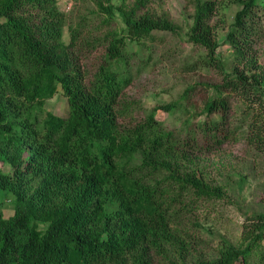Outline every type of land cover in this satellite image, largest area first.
<instances>
[{"label":"trees","instance_id":"obj_1","mask_svg":"<svg viewBox=\"0 0 264 264\" xmlns=\"http://www.w3.org/2000/svg\"><path fill=\"white\" fill-rule=\"evenodd\" d=\"M96 1L106 24L118 10L125 29L84 45L105 47L89 78L73 56L84 27L70 26L71 42H64L68 24L58 0H0V163L13 168L12 175L0 170V202L12 197L15 204L10 218L0 213V264H264V214L247 218L239 245L223 239L215 256L193 262L194 242L177 210L190 197L193 204L222 195L192 168L197 145L187 141L229 138L230 95L248 111L250 144L264 150V66L251 55L264 0L239 1L226 43L245 65L233 72L217 56L210 26L216 0H193L189 41L207 50L208 65L223 82L195 115L207 118L191 128L188 119L181 133L165 127L157 113L195 110L191 88L140 122L121 123L131 106L123 98L133 80L128 41L144 44L157 31L176 33L177 26L145 11L148 0L122 7ZM60 91L68 100L66 117L46 109Z\"/></svg>","mask_w":264,"mask_h":264},{"label":"rangeland","instance_id":"obj_2","mask_svg":"<svg viewBox=\"0 0 264 264\" xmlns=\"http://www.w3.org/2000/svg\"><path fill=\"white\" fill-rule=\"evenodd\" d=\"M59 8L67 17L64 32V42H71L70 26H83V33L75 47L73 56L89 78L102 64L105 47L98 50L84 48L92 38H103L109 32L122 34L125 29L123 17L118 10L115 19L106 24L107 14L96 0H58ZM208 1V0H203ZM240 0H216L217 9L211 21L216 41L219 43L217 56L224 62L228 72H233L239 64L236 52L226 43V37L235 23L236 13L241 9ZM135 0H114V6H133ZM193 0H148L147 8L153 14L169 17L177 26L176 33L157 31L154 38L143 43L128 41V49L132 52L130 60L133 65V80L124 93V99L130 102V110L121 123L130 126L144 119L147 113L160 105L173 104L181 94L192 89L191 100L197 105L195 110H178L173 115L158 111L157 118L163 121L168 129H180L185 121H191V126L204 121V114L198 119L203 108V98L213 91L215 84H221L222 74L215 67L208 65V52L205 48L189 41V31L194 24L196 11ZM68 4L72 6L65 12ZM103 5H107L103 2ZM262 19L256 21L257 34L252 49L253 61L264 66V12ZM250 54L247 59L250 58ZM256 58V59H255ZM258 59V60H257ZM194 96V97H192ZM230 118L225 130L229 138L220 141H204L200 144L193 140L187 141L189 147H194L192 168L202 176L212 187L222 191L221 197L213 196L198 203L190 204L191 197L177 210L184 223L180 225L183 233L193 243L189 252L190 261H206L219 251L223 239L239 245L242 241L244 225L247 218L264 214V150L250 144L247 137L248 124L245 107L235 95H230ZM127 104V103H123ZM195 105V106H196ZM46 109L57 115L66 117L69 113L68 100L60 91L49 100ZM217 118V117H215ZM193 128V127H192ZM180 131V132H179ZM184 139H187L186 133ZM200 140V141H199ZM30 157V154L26 155ZM191 169V163H189ZM0 170L5 174H13L10 165L0 163ZM15 212L13 198L9 197L4 203L0 202V213L8 219ZM264 244V242H263Z\"/></svg>","mask_w":264,"mask_h":264},{"label":"built area","instance_id":"obj_3","mask_svg":"<svg viewBox=\"0 0 264 264\" xmlns=\"http://www.w3.org/2000/svg\"><path fill=\"white\" fill-rule=\"evenodd\" d=\"M72 9V6L68 4V8H65V12L70 11Z\"/></svg>","mask_w":264,"mask_h":264},{"label":"clouds","instance_id":"obj_4","mask_svg":"<svg viewBox=\"0 0 264 264\" xmlns=\"http://www.w3.org/2000/svg\"><path fill=\"white\" fill-rule=\"evenodd\" d=\"M2 164V163H1ZM5 165V164H4Z\"/></svg>","mask_w":264,"mask_h":264}]
</instances>
